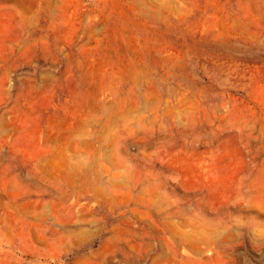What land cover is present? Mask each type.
<instances>
[{
  "label": "rangeland",
  "instance_id": "374dc122",
  "mask_svg": "<svg viewBox=\"0 0 264 264\" xmlns=\"http://www.w3.org/2000/svg\"><path fill=\"white\" fill-rule=\"evenodd\" d=\"M0 264H264V0H0Z\"/></svg>",
  "mask_w": 264,
  "mask_h": 264
}]
</instances>
